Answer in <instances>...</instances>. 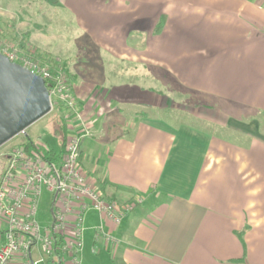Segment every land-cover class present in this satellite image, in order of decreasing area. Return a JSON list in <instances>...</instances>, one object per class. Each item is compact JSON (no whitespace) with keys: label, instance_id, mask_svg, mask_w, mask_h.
Masks as SVG:
<instances>
[{"label":"crops","instance_id":"0c3cea01","mask_svg":"<svg viewBox=\"0 0 264 264\" xmlns=\"http://www.w3.org/2000/svg\"><path fill=\"white\" fill-rule=\"evenodd\" d=\"M31 3L0 0V32L83 38L67 133L94 188L142 198L117 224L88 209L77 258L264 264V0H44L46 24Z\"/></svg>","mask_w":264,"mask_h":264},{"label":"built area","instance_id":"2783aa9c","mask_svg":"<svg viewBox=\"0 0 264 264\" xmlns=\"http://www.w3.org/2000/svg\"><path fill=\"white\" fill-rule=\"evenodd\" d=\"M19 44L20 40L12 44L0 40V53L42 77L48 84L51 104L76 115L77 102L62 70L54 69L38 59L30 47ZM79 145L80 134L67 133L58 166L50 165L41 155L43 147L35 145H17L7 155L0 177V264H9L16 256H22L21 264H85L77 258L84 213L94 209L117 224L142 201L135 197L119 202L94 188L81 168ZM42 187L52 193L51 222L43 229L35 218ZM100 231L101 227L97 233ZM105 237L112 240L108 233ZM35 244L41 251L38 258L32 253Z\"/></svg>","mask_w":264,"mask_h":264},{"label":"rangeland","instance_id":"374dc122","mask_svg":"<svg viewBox=\"0 0 264 264\" xmlns=\"http://www.w3.org/2000/svg\"><path fill=\"white\" fill-rule=\"evenodd\" d=\"M33 4V8H36L37 16L40 21V23H45L46 21H43L42 19L44 16L50 15L51 13H47L46 5L42 4L41 2L44 0H29ZM49 1V0H47ZM17 9V6H15ZM18 18V16H16ZM11 27L12 30L9 31V33H1L0 32V40L10 42L12 43H18L19 38L18 36H13L10 33H13L15 29V20H11ZM62 22V21H60ZM59 21H55L57 25L60 23ZM69 28V24H67L64 28ZM0 28H2V25H0ZM68 33L66 36H51L46 37L43 36V40H39V51L32 50L33 48H30L31 51H34L35 56L47 62L48 64L52 65V67L55 69L59 68L63 72V76L66 81L68 78V75L65 70L66 61L68 63L69 58L73 55H79L80 48L84 44V40L81 37L75 36L72 32V30H68ZM40 32V30L38 31ZM44 32H47L44 30ZM41 39V38H39ZM22 46V44H19ZM24 47V46H23ZM27 47V46H26ZM29 47V46H28ZM32 47V46H31ZM29 49V48H27ZM70 51H73L71 54ZM77 52V53H76ZM49 53V54H48ZM69 64V63H68ZM68 83V81H67ZM68 85H70L68 83ZM57 110V108H59ZM67 111L59 105H52L51 111L31 124L29 127L26 128L25 133H20L7 142H5L3 145L0 146V177L2 174V171L4 169L7 155L12 151V149L17 145H22V142L27 138L32 140V143H34L35 146H38L39 148L44 147H52V148H58L59 145V139L57 135L54 134V130L57 127V121H66L65 113ZM171 118L174 120H182L184 118L187 119V117H183L180 115H172ZM65 123V122H64ZM68 131H66L67 134ZM67 136V135H66ZM67 141V137H66ZM51 197L52 193L48 192L45 187H42L41 193L39 196V203L37 207V213H36V220L39 223L41 229L43 227L48 226L51 222V214H50V204H51ZM84 236V235H83ZM36 247L33 248L35 251ZM34 255V253H33ZM42 264V263H40Z\"/></svg>","mask_w":264,"mask_h":264},{"label":"water","instance_id":"95a60500","mask_svg":"<svg viewBox=\"0 0 264 264\" xmlns=\"http://www.w3.org/2000/svg\"><path fill=\"white\" fill-rule=\"evenodd\" d=\"M47 86L42 77L0 53V146L51 111Z\"/></svg>","mask_w":264,"mask_h":264},{"label":"trees","instance_id":"16d2710c","mask_svg":"<svg viewBox=\"0 0 264 264\" xmlns=\"http://www.w3.org/2000/svg\"><path fill=\"white\" fill-rule=\"evenodd\" d=\"M60 109L57 108V110ZM65 122V123H64ZM57 121V127L54 130V134L57 135L59 139V145L58 148H52V147H44L42 149L41 155L42 157L52 166H58L64 153V147L66 143V131H67V123L66 121ZM22 144L28 148L30 146H34V143H32V140L25 139Z\"/></svg>","mask_w":264,"mask_h":264}]
</instances>
